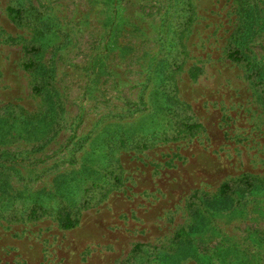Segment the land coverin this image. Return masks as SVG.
<instances>
[{
    "label": "rangeland",
    "instance_id": "374dc122",
    "mask_svg": "<svg viewBox=\"0 0 264 264\" xmlns=\"http://www.w3.org/2000/svg\"><path fill=\"white\" fill-rule=\"evenodd\" d=\"M260 82L264 0H0V264H264Z\"/></svg>",
    "mask_w": 264,
    "mask_h": 264
},
{
    "label": "trees",
    "instance_id": "16d2710c",
    "mask_svg": "<svg viewBox=\"0 0 264 264\" xmlns=\"http://www.w3.org/2000/svg\"><path fill=\"white\" fill-rule=\"evenodd\" d=\"M10 16L13 21L16 23H23L22 21V15L20 10H16L13 8H10L9 10ZM35 50H29V52H34ZM229 58L234 62H246L247 59L242 56L239 52H232L229 54ZM252 64L249 63V66ZM33 67H35V64L33 62H29L26 65V69L30 70ZM256 74V73H255ZM256 75H253L252 78H256ZM264 83L260 82L259 85H263ZM201 125L199 124H191L188 123L184 126L185 130H181L178 132V135L175 136L173 139H179L181 137H187V136H195L198 131L201 129ZM121 145L124 147L128 145L127 140H122ZM145 148H149L148 144H145ZM249 179L243 180V183H249ZM231 186L229 184H225L221 189V194L228 195V193L231 191ZM200 200V195L195 194L192 197V201L189 203V209L192 213H197V205L198 201ZM92 207V203L86 202L82 205L83 210H88ZM82 209L81 210H73L71 207H62L58 208L57 210L46 206L45 204L41 202H34L29 206V208L25 211L24 216L22 218H16L18 220L27 219L28 221H38L48 215H55L61 228L64 230H72L77 227V225L80 223L81 216H82ZM193 231V227L189 228H182L179 232H177L175 236V241L182 242L184 240H187L191 237ZM142 250V246H137L134 250V253Z\"/></svg>",
    "mask_w": 264,
    "mask_h": 264
}]
</instances>
